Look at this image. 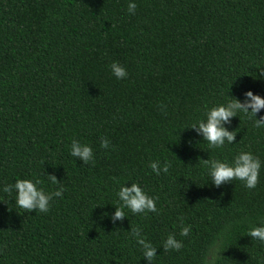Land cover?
Segmentation results:
<instances>
[{"label":"trees","instance_id":"trees-1","mask_svg":"<svg viewBox=\"0 0 264 264\" xmlns=\"http://www.w3.org/2000/svg\"><path fill=\"white\" fill-rule=\"evenodd\" d=\"M134 2L133 14L129 0H0V264H151L136 229L156 247L152 264H206L213 246L216 264H264L247 234L264 224V126L238 112L219 148L186 127L230 95L264 96V0ZM72 139L92 160L69 154ZM241 150L261 161L254 188L208 181L202 159ZM21 177L62 193L47 212L20 209L2 188ZM125 182L157 210L113 219ZM169 234L181 248L163 249Z\"/></svg>","mask_w":264,"mask_h":264},{"label":"clouds","instance_id":"clouds-1","mask_svg":"<svg viewBox=\"0 0 264 264\" xmlns=\"http://www.w3.org/2000/svg\"><path fill=\"white\" fill-rule=\"evenodd\" d=\"M135 9L136 4L134 0H129L127 6L128 12L134 14ZM108 67L117 79L128 75L124 65L115 60ZM257 69L258 77L264 78V67ZM230 96L234 97V99H227L211 107H207L204 118L186 126L194 128L197 134L202 137V140L207 141L210 147L219 148L226 143H232L235 139V133L233 130H229L226 125L230 122L231 117L237 116L238 112H243L250 118L254 117V126H264V115H261L259 118L256 115L264 108V96L254 93L251 89L244 91L243 100L233 95ZM108 145L109 140L101 137L100 147L107 148ZM69 154L73 157L79 156L85 163H88L93 158L92 147L77 139H72ZM202 160L206 165L208 181L211 180L213 185L219 186L233 179L242 181L247 188H254L257 184L261 161L251 151L241 150L232 157L231 161L209 159V157ZM148 166L158 175L161 171L167 173L169 164L167 161L160 164L159 161L153 160L150 161ZM49 179L53 183H57L54 176L49 175ZM40 185L41 180L39 178L21 177L16 178L11 185H4L2 190L4 192H14V203L20 209L47 212L50 200L53 196L61 195L62 187L57 188L54 192H46ZM116 196L118 202L113 204L115 206V211L111 213L113 219L126 217L124 209L130 210L132 213L155 212L157 210L155 198L149 195L138 182H125L121 184L116 192ZM181 225L180 235H187L190 226L183 225L182 221ZM247 234L264 243V224L250 227L247 230ZM132 236L141 245L143 257L152 264L153 257L156 255V247L141 236L139 229L132 230ZM162 247L164 250H178L182 247V242L169 234L164 239ZM210 253V258L206 259V264H216L218 253L214 246L210 249Z\"/></svg>","mask_w":264,"mask_h":264}]
</instances>
